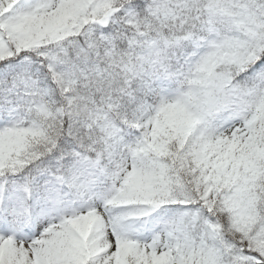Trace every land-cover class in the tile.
Listing matches in <instances>:
<instances>
[{
	"label": "snow or ice",
	"instance_id": "obj_1",
	"mask_svg": "<svg viewBox=\"0 0 264 264\" xmlns=\"http://www.w3.org/2000/svg\"><path fill=\"white\" fill-rule=\"evenodd\" d=\"M0 264H264V0H0Z\"/></svg>",
	"mask_w": 264,
	"mask_h": 264
}]
</instances>
